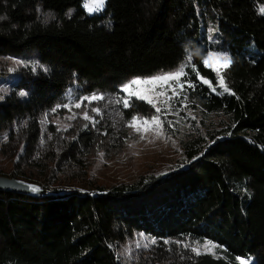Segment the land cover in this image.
Returning a JSON list of instances; mask_svg holds the SVG:
<instances>
[{
  "label": "trees",
  "instance_id": "16d2710c",
  "mask_svg": "<svg viewBox=\"0 0 264 264\" xmlns=\"http://www.w3.org/2000/svg\"><path fill=\"white\" fill-rule=\"evenodd\" d=\"M262 7L107 0L89 13L83 0H0V56L34 59L10 86L0 83V143L14 163L5 174L49 189L42 197L0 190V264H264ZM210 50L230 54L223 84L204 64ZM182 63L169 97L187 123L177 134L179 166L118 183L90 176L85 156L97 133L68 137L52 109L70 94ZM152 109L134 98L123 112ZM141 233L149 240L128 252ZM205 241L216 251L192 250Z\"/></svg>",
  "mask_w": 264,
  "mask_h": 264
},
{
  "label": "rangeland",
  "instance_id": "374dc122",
  "mask_svg": "<svg viewBox=\"0 0 264 264\" xmlns=\"http://www.w3.org/2000/svg\"><path fill=\"white\" fill-rule=\"evenodd\" d=\"M88 2L89 0H83L84 7ZM43 15L50 18V13H43ZM225 57L231 60L230 54L225 51L210 50L204 60L208 59L209 65L220 75L224 68L222 63ZM21 61L23 64L19 63ZM28 63H34V59L15 55L0 56V71H5L0 78L1 87L10 86L14 81L16 68ZM181 66L184 69L185 63L150 76H129L116 83L114 89L87 92L79 97L70 94L65 102L52 109L53 122L63 128L68 137L74 138L82 130L97 133L95 144L85 156L88 162L87 172L90 176L105 183H118L129 181L144 172L166 173L172 167L179 166L182 146L177 134L180 135L187 131V123L182 118V114L172 108L169 98L171 94L177 92L175 86L177 79L131 86L132 92L146 93L156 109H160L159 112L152 109L148 114L139 111L133 116L126 115L123 112V107H125V100L129 105L131 100L136 97L123 91V86L135 78L144 80L162 76L165 73H174ZM219 81L223 84L221 75ZM178 84L181 85V81ZM93 94L102 96L103 99H84ZM77 104L81 106L76 107ZM97 108L100 110L99 112L93 111ZM162 108L166 110L163 111ZM85 112L92 120L83 118ZM169 113L174 114L175 118H172ZM153 116L158 117L159 122L153 121ZM133 117H136V121L130 126L129 122L133 121ZM137 128L140 131H137ZM101 153L103 156L100 155ZM13 164L11 159L3 153L0 143V174L6 175L13 168ZM147 240L149 238L144 233L129 240L127 243L128 252L132 253L133 247H137ZM150 240L153 241L151 238ZM195 249L215 252L216 244L212 241H205L195 245ZM242 261L251 264L254 259H242Z\"/></svg>",
  "mask_w": 264,
  "mask_h": 264
},
{
  "label": "snow or ice",
  "instance_id": "6c2138e0",
  "mask_svg": "<svg viewBox=\"0 0 264 264\" xmlns=\"http://www.w3.org/2000/svg\"><path fill=\"white\" fill-rule=\"evenodd\" d=\"M107 3V0H89V2L87 4H85V7L87 9V11L89 13H93V12H99V11H102L104 6L106 5ZM258 11L261 13V14H264V7L258 9ZM21 64H23V62H19ZM219 63V61H218ZM204 64L205 66H208L209 65V61L208 59H205L204 60ZM231 64V60L227 57H225L223 63H222V66L223 67H228L229 65ZM33 70H35V66H33ZM46 71V69H45ZM182 75H185L184 71H183V66H181L176 72L174 73H165L163 74L162 76H155V77H150V78H147V79H144L142 80L141 78H135L133 79L129 84L127 85H124L123 86V91H126V92H129L130 95H133L135 96L137 99H140V100H146L148 101V103H152L151 99L149 98V96L146 94V93H142V92H132L131 91V86L133 85H141V84H154L155 82L157 81H168L170 79H178L180 76ZM181 87H183V85H181ZM20 95H26V93L24 92H21ZM3 97H0V99H2ZM85 100H97V99H103L102 96H97L95 94H93L91 97H86L84 98ZM81 105L80 104H77L76 107H80ZM124 106L125 107H128V102L125 100L124 101ZM65 107H67V105H65ZM93 111H96V112H99L100 110L97 108V109H93ZM157 112L160 111V109H156ZM83 118L86 119V120H92V118L88 115L87 112H85L83 114ZM152 120L153 121H156V122H159V118L156 117V116H153L152 117ZM136 121V117H133V121H130L129 124L130 126H132V124ZM94 123V121H93ZM145 123H147V121H145ZM85 127H87V125H85ZM137 131H140L139 128L136 129ZM141 139H143V137H141ZM101 156H103V153L100 154ZM38 191V189H36ZM154 242V241H153ZM185 247H187V245H185ZM214 247V246H213ZM193 251H196L197 254H200L199 251L197 249H192ZM242 264H246V262H243L242 261Z\"/></svg>",
  "mask_w": 264,
  "mask_h": 264
},
{
  "label": "water",
  "instance_id": "95a60500",
  "mask_svg": "<svg viewBox=\"0 0 264 264\" xmlns=\"http://www.w3.org/2000/svg\"><path fill=\"white\" fill-rule=\"evenodd\" d=\"M0 190L22 192L36 197H42L49 192L47 187L37 181L4 174H0Z\"/></svg>",
  "mask_w": 264,
  "mask_h": 264
},
{
  "label": "built area",
  "instance_id": "2783aa9c",
  "mask_svg": "<svg viewBox=\"0 0 264 264\" xmlns=\"http://www.w3.org/2000/svg\"><path fill=\"white\" fill-rule=\"evenodd\" d=\"M7 174H9V172H7Z\"/></svg>",
  "mask_w": 264,
  "mask_h": 264
}]
</instances>
